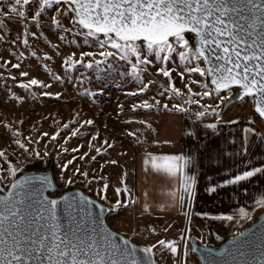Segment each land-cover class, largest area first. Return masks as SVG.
<instances>
[{
	"label": "snow or ice",
	"instance_id": "snow-or-ice-1",
	"mask_svg": "<svg viewBox=\"0 0 264 264\" xmlns=\"http://www.w3.org/2000/svg\"><path fill=\"white\" fill-rule=\"evenodd\" d=\"M14 25H19L22 31L17 29L13 37ZM46 29L60 44L94 49L79 51V58L75 53L64 56L65 75L49 73L53 82L71 84L75 79L77 84H81L89 79V71H95L100 73L97 81L110 87L105 83L108 76L130 77L138 87L126 95H147L152 88H157L150 99L133 104V112L141 109L174 111L191 123L193 127H186L184 134L200 145L195 152L161 155L145 152L142 157L146 173L178 181V187L169 188L167 195L182 210L187 209L184 211L187 224L174 238L166 235L173 228L172 224H167L162 228L163 238L143 247L124 236H120V243H117V233L101 232L91 211L95 205L103 217V201L108 199L107 191L111 186L104 176L96 175L92 165L98 164L103 156L108 155L109 149L115 150L116 147L106 138L103 146H96L95 142L100 139L98 128L94 134L88 132L81 136L82 129L94 126L95 120H83L76 112L73 120L63 123L57 131L26 138L20 129L13 131L12 124L0 121L5 129L0 137L10 138L30 160H44L50 155L48 145L44 143L50 138L59 148L56 157L61 169L60 179L64 181L67 175L65 183L71 185L79 179L89 187L93 182L102 184L96 194L99 203L83 193L77 194L79 202L69 193L58 199L50 198L44 194L47 188H55L50 178H17L25 161L13 159L15 150L0 149V173H7L11 178L7 196L0 195V264H159L155 259L157 252L170 254L171 264H189L191 231L196 218L239 224L242 221L254 222V214L264 217V186L258 197L254 196L244 205L237 201L235 208L228 212L195 211L199 181L194 170L199 167L195 161L201 153L209 159H213V153L217 159L221 155L220 146L210 148L201 139L199 130L202 129L205 136L220 137L221 125L231 126L240 122L224 120L225 107L233 105L234 101L247 103L251 100L252 111L241 129L239 144L235 135L224 141L230 149L223 155L241 160L235 165L238 170L235 174L229 171L226 178L215 183L208 175L203 191L210 197L218 195L221 189L239 186L242 182L251 184L256 181L264 185V156L254 155L264 151V0H0V42L9 45V55L18 60L22 58L31 47L30 38H44ZM189 34H193L194 45H190ZM78 38H83L82 44ZM21 46L23 51H20ZM51 47L58 50L60 45ZM29 54L37 57L35 51ZM62 55V52L54 51L51 55L45 53L44 58L51 61L53 56ZM169 62L173 65L171 69L167 66ZM10 63L4 61V65ZM125 65L129 66L128 70H122ZM11 67L18 69L20 64H11ZM79 68L85 71L75 76ZM152 68L156 74L167 78V84L157 85L155 74L150 71ZM177 69L180 70V87L172 79V73ZM197 75L199 79H194ZM20 76L27 77L28 73L20 72ZM30 85L44 89L43 97L61 98V93L47 90L51 84L38 78L17 86L28 92ZM103 90V87L98 92L84 89L79 95L88 97L89 102L95 104V97L102 95ZM9 93L8 99L15 101L17 106L27 102L25 97L11 93L10 89ZM175 100L180 102L171 103ZM124 111L121 106L118 115ZM137 122L144 123L142 120ZM64 131L69 132L70 138H88V150L83 151L84 145L81 144L69 151L66 146L69 138H65L64 144L60 143ZM128 135L135 136L136 133ZM64 155L71 158L61 162ZM109 164L118 165V161L109 158L100 164L101 170ZM4 179L0 175V182ZM33 181H38L39 186ZM117 183L122 181L118 179ZM242 191L245 195L249 193L248 188H242ZM100 192L105 194L101 196ZM114 192L117 200L115 206L109 203L110 213L115 211L118 214L121 208L136 203L126 183L123 187H116ZM143 195L147 199L148 193ZM121 196L125 197L123 201ZM61 203L63 218L58 214ZM85 204L89 206L87 212ZM159 208L164 210L165 205L161 204ZM150 211L152 206L143 203L142 214ZM151 231L156 232V228ZM248 234V231L238 232L228 242L229 247L220 249L216 255L206 247V257L202 254L201 259L205 264H264V225L260 226L259 232L253 233L254 239H245ZM190 250L192 253L198 251L195 245Z\"/></svg>",
	"mask_w": 264,
	"mask_h": 264
},
{
	"label": "rangeland",
	"instance_id": "rangeland-1",
	"mask_svg": "<svg viewBox=\"0 0 264 264\" xmlns=\"http://www.w3.org/2000/svg\"><path fill=\"white\" fill-rule=\"evenodd\" d=\"M17 29L22 31V28L19 25H14L12 32L13 37L15 36ZM33 31H35L34 28ZM45 33L46 35L44 38H30L29 42L31 47L29 51L24 52V56L19 60L14 55H9V45L7 43L0 42V121L12 124L13 131L20 129L23 137L26 138L29 136L36 137L38 133L42 132H48L51 134L57 131V128L62 126L63 123H68L70 120H73L76 112H79L83 120L94 119L95 125L83 128L81 136L83 137L84 133L88 132L94 134L98 128L100 132V139L95 142L96 146H103L105 138L109 143L115 144V150L109 149L108 155L103 156L98 164L92 165V168L95 169L96 175L104 176L111 185L107 191L108 199L103 201V203L106 204L107 202H110L116 204L117 196L114 189L116 187H123L124 183L128 185L129 173L132 168L134 152L131 147L130 135H128V133H130V128H140V125L143 128L144 123L139 124L137 121H144L143 118H146L147 120L149 119L148 121L149 125H151V132H155L156 130L160 131L165 127L163 119L165 120L166 117L163 115L172 114L174 111H158L155 109L148 111L141 109L133 112L132 105L138 103V101L142 99H150L157 88H152L151 91L147 92V95H138L136 97L126 95V92L135 91L138 87L136 83L131 81L130 77L127 79H121L119 77L113 78L112 76H108L105 83L111 85L110 87L104 86V84L97 81L96 77L100 75V73L95 71H89L87 73L89 79H85L81 84H77L75 79L71 82V84L67 82H53L49 79V73H54L61 77H64L65 75V66L62 64L64 56L75 53L76 58H79V51H92L94 49L87 46H83L79 49L71 45L66 46L64 44H60V42L47 29L45 30ZM78 39L80 44H82L83 38ZM56 44L60 45L58 50L51 47ZM20 51H23L22 46ZM31 51H35L37 53L36 58L30 56L29 52ZM54 51H60L63 55L59 57L53 56L51 61L44 58L45 53L51 55ZM97 59L100 58L97 57ZM176 59L177 63H179L178 58ZM4 61H10L11 63L4 65ZM16 63H19L20 67L18 69L12 68L11 64ZM167 66L170 69L173 67L171 62H169ZM103 67L104 66L101 65V68ZM128 67L129 66L125 65L122 70H128ZM202 67H204L203 64ZM84 71L85 70L83 68H79L74 75L80 76ZM150 71L155 74L154 78L157 80V85L167 84V78L160 74H156L155 68L150 69ZM179 71L180 70L177 69L172 73V79L177 87L181 86ZM20 72H27L28 76L21 77ZM12 77H15V79H12ZM31 78H38L44 83L51 84L52 86L47 90L53 93H61V98L57 100L55 98L43 97L41 93L44 89L40 86L30 85V91L28 92L17 86L20 83H27ZM194 79H199V76L197 75ZM145 82H147V80ZM101 87L104 88L103 94L95 97V104L90 103L88 97L82 98L79 95V93L84 91V89L98 92ZM9 89L11 90V93L25 97L27 102L22 106H17L15 101L8 99L10 96ZM179 102V100H175L171 103ZM28 103H32L34 106V112L32 114H29L27 111L26 105ZM121 106L125 109V111L123 114L118 115L119 108ZM233 106H240L243 110H252L251 100L247 103L240 101ZM20 121H23V123L21 124ZM125 121L132 122L125 123ZM73 126L80 127L79 125ZM153 129L155 131H153ZM142 130L143 129H141V131ZM3 132H5V129L3 124H0V133ZM65 138H69L66 145L69 151L81 144L84 145L83 151L88 150V138H70L69 132L64 131L60 139L61 144L65 143ZM44 143L48 145L50 155L44 160H30L26 154L16 148L10 138L7 136L0 137V149L6 148L8 152L15 150V157H13V159L25 161L20 168V172L34 167H50L52 169L54 180L57 184V190L54 195H57L67 189L78 188L90 196L98 199L96 194L97 191L102 188V184L98 185L93 182L91 187H89L83 180L78 179L77 182L69 185L65 183L67 175H65L64 181L60 179L61 169L56 157V152L59 148L57 145L53 144L50 138L45 139ZM40 147L41 152H43V145ZM79 154L80 153H77V155ZM70 158V155H64L61 157V162ZM109 158L116 159L118 161V165L109 164L101 170L100 164H104ZM77 163H79V161H77ZM4 167H7V165L5 164ZM19 173H17V175ZM70 173L71 170H69L68 174ZM0 175L5 177V179L0 182V192H3L9 184L11 178L7 173H0ZM118 179L122 181V183H117ZM104 194V192H100L101 196ZM120 199L123 201L125 197L121 196ZM154 218L155 217H148L146 220L137 218L131 212L130 206H128L127 208H121L118 214L116 212L110 213L106 218V221L112 229L142 246L148 243H154L156 240L163 238L165 233L162 231V228L167 224L173 225V228L166 234L169 238L177 237L179 230L186 225V222L182 220H170L168 222H164ZM251 222L252 221H242L239 224H229L228 222L214 221L206 224L207 229L211 228L207 235L199 236L198 238L193 234H191V236L196 237L200 244L216 245L217 242L214 239V235H218L222 238L230 237ZM153 227L156 228V232L151 231ZM190 249L191 248L189 246V264H198L196 255L192 253ZM155 259L158 260L159 264H171V256L168 253L161 255L157 252Z\"/></svg>",
	"mask_w": 264,
	"mask_h": 264
},
{
	"label": "crops",
	"instance_id": "crops-1",
	"mask_svg": "<svg viewBox=\"0 0 264 264\" xmlns=\"http://www.w3.org/2000/svg\"><path fill=\"white\" fill-rule=\"evenodd\" d=\"M252 110L240 108V106H230L224 112V120H239L236 125H221L222 135L218 138L211 135L205 136L203 130H199V135L202 140L209 144L210 148H217L220 146L221 155L217 159L216 153H213V159H209L207 155L201 153L200 158L195 161L199 167L194 170L198 173V191L199 195L195 200V211H208L213 214L220 212H228L230 208H235L236 202L239 201L241 205L248 203L254 196L258 197L262 186L260 183L253 181L242 182L239 186L226 187L221 189L219 194L207 196L204 194V187L208 183L206 177L212 176V182L226 178L228 172L235 174L238 170L235 165L240 164L239 157L224 156L223 152L230 149V145L225 143L226 138L230 135H235L237 143L240 141V132L242 127L246 124ZM165 127L162 130L151 132L149 126V119H144V126L140 125L136 129L130 128V133H136L135 136L130 135L131 147L133 149L132 168L130 169L128 178V187L132 190L133 198L136 203L130 205L131 212L137 218L147 219L148 217H155L160 221L168 222L170 220L185 221L184 211L179 205L173 201L168 195L169 188H177L178 181L169 179L165 176L154 174L152 172L146 173L142 162V157L145 152H151L156 155L161 154H180L188 153L190 150L196 151L200 145L195 140L190 139L184 134L186 127H193L181 114L172 113L163 115ZM160 118V117H158ZM157 118V119H158ZM141 124V123H139ZM141 129H143L141 131ZM157 142V143H154ZM168 141L169 143H165ZM254 155L264 156V151L256 152ZM254 163H258L254 162ZM121 185V184H120ZM242 188H248L249 193L245 195ZM144 192L148 193L147 199L144 197ZM149 203L152 206V211L142 214L143 203ZM165 205L164 210H160L159 205ZM219 222L216 220L196 218L191 234L196 236H205L211 228L207 229L206 224L212 222Z\"/></svg>",
	"mask_w": 264,
	"mask_h": 264
},
{
	"label": "water",
	"instance_id": "water-1",
	"mask_svg": "<svg viewBox=\"0 0 264 264\" xmlns=\"http://www.w3.org/2000/svg\"><path fill=\"white\" fill-rule=\"evenodd\" d=\"M188 39L190 41V44L191 45H194L195 43V40H194V37H193V34H189L188 35ZM204 67H206L204 65ZM235 87V86H234ZM240 101H234L233 102V105L238 103ZM231 105V106H233ZM230 106H227L225 107L224 111L229 108ZM20 176H27L29 178L31 177H36V176H47L48 178H50L52 181H53V184L55 185V188H47L46 191H45V195L49 196L50 198H56L58 199L61 195L65 194V193H69L71 194L72 196L76 197L77 199V202H79V197H78V193H83L84 196L92 199V200H96L98 203L100 202L98 199L94 198L93 196H90L89 194L85 193L83 190H80L78 188H71V189H67V190H64L62 192H60L59 194L57 195H54V193L56 192L57 190V184L54 180V176H53V172H52V169L50 167H45V168H29V169H25L23 170L22 172H20L18 175H17V178H19ZM33 183L36 185V186H39V182L38 181H33ZM10 186V182L9 184L6 186L5 190L3 192H0V195H4V196H7L8 194V190H10L9 188ZM109 203L110 202H107L106 204H104V207H105V212L103 214V217L100 216V211H99V208L96 207L95 205H93L91 207V211L95 214L97 220H98V223L96 225V227H98L100 229L101 232H104L106 230V232L108 233H111V232H115L117 233V236H116V242L117 243H120V236H124L122 235L121 233L115 231L114 229H112L107 221H106V218L108 217V215L110 214V212L108 211V206H109ZM113 206H115V204L111 203ZM84 210L85 212H87L89 210V206L87 204L84 205ZM115 211L111 212V213H114ZM58 214L63 218L64 216V211H63V203H61V205L59 206L58 208ZM261 225H264V217H257L255 216L254 218V222L252 221L251 223H249L247 226H245L244 228H242L241 230H239L238 232H241V231H248V236L245 237V239H254L253 237V233H257L260 231V226ZM89 227H91V225H89ZM237 232V233H238ZM235 233L234 235L230 236V237H226V238H222L218 235H214V239L215 241L217 242L216 245H204V244H200L198 242V240L196 239V237L192 236L193 239L192 241L190 242V248L192 245H195L198 249L197 252H195L194 254L196 255L197 259H198V264H205V261L201 259V256L202 254L205 255L206 257V247L207 248H211L213 250V255H216V254H219L220 253V249L222 248H227L229 247V244L228 242L233 240L234 236L237 234ZM125 237V236H124ZM126 239H128L127 237H125ZM130 240V239H129ZM133 242V241H132ZM135 243V242H133ZM138 247H143L142 245H139L137 243H135ZM250 251H252L250 249ZM140 255H142V253H140Z\"/></svg>",
	"mask_w": 264,
	"mask_h": 264
},
{
	"label": "built area",
	"instance_id": "built-area-1",
	"mask_svg": "<svg viewBox=\"0 0 264 264\" xmlns=\"http://www.w3.org/2000/svg\"><path fill=\"white\" fill-rule=\"evenodd\" d=\"M26 108H27V111H28L29 114H32V113L34 112V111H33L34 106H33L32 103H28V104L26 105Z\"/></svg>",
	"mask_w": 264,
	"mask_h": 264
}]
</instances>
